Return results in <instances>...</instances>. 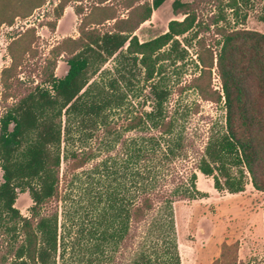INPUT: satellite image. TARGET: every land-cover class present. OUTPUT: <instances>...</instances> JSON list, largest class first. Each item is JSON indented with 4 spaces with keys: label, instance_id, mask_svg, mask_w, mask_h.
Instances as JSON below:
<instances>
[{
    "label": "trees",
    "instance_id": "16d2710c",
    "mask_svg": "<svg viewBox=\"0 0 264 264\" xmlns=\"http://www.w3.org/2000/svg\"><path fill=\"white\" fill-rule=\"evenodd\" d=\"M163 1L124 0L125 17L108 12L91 27L84 22L91 13L84 15L76 37L51 47L35 82L18 76L30 41L20 34L7 45L9 64L0 70V264H70L58 258L76 247L87 252L80 260L88 264H179L173 207L202 194L196 172L210 176L216 190L240 192L246 178L264 193V34L213 18L214 52L197 31L191 35L198 71L179 89L191 88L223 111L220 129L200 142L183 124L185 111L168 105L162 75L165 62L186 55L185 34L200 24L198 0H172L180 19L147 40L134 34ZM42 2L0 12V24ZM226 5L236 16L238 1ZM75 11L81 13L76 5ZM63 54L66 70L56 77ZM213 66L219 90L210 82ZM66 176L93 193L87 236L77 244L58 225ZM20 192L30 198L26 214L14 206Z\"/></svg>",
    "mask_w": 264,
    "mask_h": 264
},
{
    "label": "rangeland",
    "instance_id": "374dc122",
    "mask_svg": "<svg viewBox=\"0 0 264 264\" xmlns=\"http://www.w3.org/2000/svg\"><path fill=\"white\" fill-rule=\"evenodd\" d=\"M43 0L42 4L33 9L28 16H16L10 24H0V70L9 64L7 45L12 39L22 37L26 43L30 41L29 49L23 55L22 65L18 74L22 81H37L38 73L51 58L50 49L64 37H76L77 27L84 15L91 13L84 22L96 21L102 15L113 12L118 17H125L127 9L124 0ZM190 1V0H181ZM229 0H198L194 5L199 25H195L185 37L189 39L186 55L182 61L165 62L163 77L166 87L170 91L168 105L183 109L185 119L183 124L187 130L195 132L197 141H202L209 130L216 131L222 124L223 111L221 103H213L199 98L191 88L180 90L189 78L198 71L196 61L195 38H191L194 31L211 46L214 52L217 46L213 33V18H217V25L226 27L242 26L264 34V0H237V15L226 5ZM25 0H0V12L18 11ZM172 0H164L152 10L149 18L140 23L134 31L137 39L147 40L166 29L169 19H180V14H174L170 4ZM105 5L108 10H93V5ZM137 4V2H135ZM80 9V14L75 11ZM100 7V6H99ZM59 13L60 15H57ZM244 15V19H242ZM223 16V18H221ZM220 17V18H219ZM112 21V20H111ZM111 21H106L100 27L108 28ZM206 25H209L208 27ZM183 42H181L182 44ZM16 48V47H15ZM203 56L208 52L202 51ZM63 57L57 58L54 75L60 77L66 70ZM112 65L108 60L105 68ZM210 82L214 89H220V82L214 66L210 69ZM0 85V92H1ZM3 107L0 103V114ZM66 176L61 181V191L64 199L58 202V225L64 239L81 241L87 236L89 219L91 217L90 201L93 193H84V186L72 185ZM1 182V170H0ZM244 188L237 193L216 190L212 186L210 176L196 172V187L202 192L195 199L184 200L174 204V223L176 246L179 264H264V231L262 227V201L264 193L254 190L248 180L244 178ZM97 188L101 185L96 184ZM95 188V186H93ZM30 198L26 192H20L14 206L21 214L27 213ZM78 229V230H77ZM79 230H82L79 233ZM77 252V256H75ZM87 252L82 249L67 250L58 262L70 264H88L80 260ZM83 259V258H82ZM95 264V263H94Z\"/></svg>",
    "mask_w": 264,
    "mask_h": 264
}]
</instances>
